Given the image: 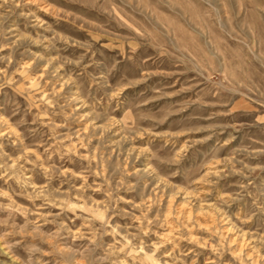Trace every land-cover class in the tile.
Wrapping results in <instances>:
<instances>
[{
	"label": "rangeland",
	"instance_id": "obj_1",
	"mask_svg": "<svg viewBox=\"0 0 264 264\" xmlns=\"http://www.w3.org/2000/svg\"><path fill=\"white\" fill-rule=\"evenodd\" d=\"M0 264H264V0H0Z\"/></svg>",
	"mask_w": 264,
	"mask_h": 264
}]
</instances>
